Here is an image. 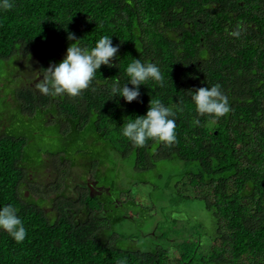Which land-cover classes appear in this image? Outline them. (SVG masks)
Wrapping results in <instances>:
<instances>
[{
    "label": "trees",
    "instance_id": "1",
    "mask_svg": "<svg viewBox=\"0 0 264 264\" xmlns=\"http://www.w3.org/2000/svg\"><path fill=\"white\" fill-rule=\"evenodd\" d=\"M13 2L12 9L0 11L2 60L20 45L65 48L64 55L76 40L91 49L107 35L119 45L116 66L102 65L89 88L59 102L69 122H75L73 131H64L70 150L79 156L70 163L102 169L101 152L90 147L108 155L117 152L123 159L134 155L145 169L159 157L183 162L216 232L206 251L200 253L203 244L195 250L199 243L188 241L181 251L176 248L175 257L170 248L142 251L116 245L106 231L111 219L117 220L116 201H111V216L100 217L93 214L99 203L86 196L92 217L86 221L68 216L64 201L61 217L52 220L42 203L21 191L28 179L25 165L32 163L25 154L31 141L0 138V207H16L27 233L17 243L0 230V264H264V0ZM68 32L76 39L68 40ZM134 59L158 65L164 86L141 85L138 100L126 103L120 97L117 103L109 87L117 78L123 86L125 69ZM213 85L227 96L230 110L219 118L200 116L190 92ZM30 94L22 91L23 98ZM156 99L179 109L177 140L171 146L148 141L134 147L121 135L123 123L146 114ZM28 100L34 101L33 95ZM42 100L48 104L49 96Z\"/></svg>",
    "mask_w": 264,
    "mask_h": 264
},
{
    "label": "rangeland",
    "instance_id": "2",
    "mask_svg": "<svg viewBox=\"0 0 264 264\" xmlns=\"http://www.w3.org/2000/svg\"><path fill=\"white\" fill-rule=\"evenodd\" d=\"M63 50L65 48L54 50L46 44L34 49L29 48L31 57L24 55L25 71L21 74L27 75L28 70L35 72L40 60L47 56H49L46 60L47 64L59 63L63 59L62 56L65 57ZM2 59H0V120L4 116L2 112L4 106L2 104L1 107V103L13 93L12 84L19 82L15 76L16 66L11 58ZM18 121L21 120L18 119ZM20 128L25 130L29 126L22 124ZM89 133L87 130L81 137ZM86 142L91 143V140L88 139ZM41 144L46 145L45 142ZM59 147H62L59 141H53L48 144L47 149L49 148L54 154V152H60ZM105 148L108 147L105 146ZM90 149L95 152L100 151L102 154L100 160L102 159L106 164L99 170H96L97 167L92 168L91 174L87 173L88 178L99 181L100 187H111L112 202L122 201L115 206L117 212L114 214L117 220L111 219L112 226L106 229L108 234H112L116 245L123 249L139 248L142 251L170 248L171 255L176 257L179 255L177 249L181 251L179 246L187 247L190 241L193 245L199 243L195 250L203 244L200 253L206 251L210 238L216 232V227L205 202L195 197L197 191L191 184L189 176L186 175L189 172L186 171L188 167L186 164L176 159L166 160L159 157L153 160L154 164L151 168L145 169L138 167L134 155L123 159L117 152L108 155L103 154L101 150L92 147ZM25 154L33 162L39 160L38 155L29 147H26ZM89 154L92 155V152ZM64 156L67 157V162H70L77 154L70 150V155ZM37 166H40L41 171L43 168L41 163ZM37 173L39 172L34 174L37 175ZM77 174L80 178L85 175L83 172ZM44 175L42 174L41 178ZM43 207L46 211L51 210L49 203L43 204ZM156 234L157 237H155Z\"/></svg>",
    "mask_w": 264,
    "mask_h": 264
},
{
    "label": "clouds",
    "instance_id": "3",
    "mask_svg": "<svg viewBox=\"0 0 264 264\" xmlns=\"http://www.w3.org/2000/svg\"><path fill=\"white\" fill-rule=\"evenodd\" d=\"M13 7V0H0V11H7ZM65 28H67V25ZM231 34L239 36V32ZM67 39L70 41L75 40V34L68 32ZM77 41L67 48L65 57L59 63H53L43 71V79L36 83V87L42 94L53 98L64 95L76 97L83 90L89 88L96 78L97 70L102 65L116 66L114 61L119 60L117 55L119 45H113L111 37L101 36L91 49L81 47ZM9 58L11 56L6 60ZM125 75L127 79L123 86L117 78L112 81L109 87L108 95L110 98H116L117 103H119L120 97L126 103L138 100L141 85L148 86L153 83L163 87L165 83V78L159 66L155 63L143 62L141 59H134L129 63L125 69ZM15 76L19 77L17 73H15ZM129 84L133 87H129ZM15 85L12 84V90ZM190 95L195 104V111L200 116L208 114L219 118L226 115L230 110L228 98L221 91L219 85L200 87L195 91H191ZM28 107L32 111V104L28 103ZM178 110L166 106L159 99L152 100L146 114L136 115L123 123L121 135L137 148L145 147L148 141L162 142L171 146L177 140L175 117ZM195 122L199 123L198 120ZM28 142H30L29 139ZM29 149L33 151L31 147ZM108 196H112V193ZM116 202L122 203L119 200ZM17 213L18 209L11 204L0 207V230L6 231L17 243H21L27 233L24 223ZM108 227L106 226V228ZM119 264H125V261L121 260Z\"/></svg>",
    "mask_w": 264,
    "mask_h": 264
},
{
    "label": "flooded vegetation",
    "instance_id": "4",
    "mask_svg": "<svg viewBox=\"0 0 264 264\" xmlns=\"http://www.w3.org/2000/svg\"><path fill=\"white\" fill-rule=\"evenodd\" d=\"M38 46L41 45H20L11 56V60L16 66L15 73L19 76L17 77L19 82L14 86L11 96L8 95L1 103V107L3 104L5 109L2 107L4 116L0 120V138L10 137L14 141L18 139H29L31 141L28 145L38 155L40 161H32V163L25 165L24 169L27 172L28 179L25 181L21 191H24L26 196L33 197V203H42L44 210L43 204L49 203L51 210L45 211L52 220H56L62 215L59 207L65 201L69 206L66 208L68 216H75L78 219L82 218L83 221L90 220L92 219L91 212L85 197L90 196L91 183L97 182L98 186L100 185L99 181H95L96 179L88 178L87 173L91 174L94 167L91 163H88L87 166H74L67 162V157L64 155L69 156L67 153L70 150L71 141L64 131H73L75 122H69L68 116L62 113L59 102L64 99L63 96L55 98L49 96V102L45 104L42 100L45 95L36 87V83L43 79V71L51 65L46 63L49 56L40 60L35 72L28 70L27 75L21 74L25 71L24 55L30 58L29 48L32 47L34 49V47ZM24 90L31 92L26 99L22 96V91ZM31 95H33L34 101L28 100ZM27 101L31 102L32 111L27 109ZM15 113L19 115L15 116ZM18 119L21 121L19 122ZM22 124L29 126V128L21 129L20 126ZM53 141H59L62 146L59 147L58 151L60 152L52 154L49 148L47 149L48 144ZM41 142H45L46 145H42ZM40 163L43 166L41 171L40 166H37ZM35 172L39 173L35 175ZM78 172L85 173L84 177L80 178L77 174ZM42 174H45L43 178H41ZM72 175L73 177H71ZM70 178L71 180H69ZM104 194L93 198L99 203V210L93 211V214L100 217L105 215V212H107L106 216H111L113 212L110 211L111 209L113 210L112 196Z\"/></svg>",
    "mask_w": 264,
    "mask_h": 264
},
{
    "label": "water",
    "instance_id": "5",
    "mask_svg": "<svg viewBox=\"0 0 264 264\" xmlns=\"http://www.w3.org/2000/svg\"><path fill=\"white\" fill-rule=\"evenodd\" d=\"M90 195L91 197H96L98 195H102L103 193L105 194H108V195H111V191H110V188H107L105 186L103 187H100L98 186L97 182H93L90 184ZM106 214V212H105Z\"/></svg>",
    "mask_w": 264,
    "mask_h": 264
},
{
    "label": "bare ground",
    "instance_id": "6",
    "mask_svg": "<svg viewBox=\"0 0 264 264\" xmlns=\"http://www.w3.org/2000/svg\"><path fill=\"white\" fill-rule=\"evenodd\" d=\"M19 52V51H18ZM20 53V52H19ZM24 54V53H23ZM25 58V57H24ZM80 101V100H79ZM83 101V100H82ZM81 102V101H80ZM83 106V105H82Z\"/></svg>",
    "mask_w": 264,
    "mask_h": 264
}]
</instances>
